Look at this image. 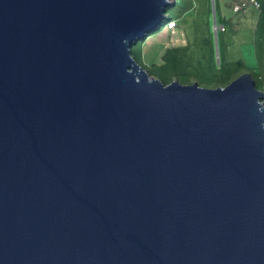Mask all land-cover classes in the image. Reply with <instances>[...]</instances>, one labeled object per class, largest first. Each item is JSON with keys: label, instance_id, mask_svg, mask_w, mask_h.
<instances>
[{"label": "water", "instance_id": "95a60500", "mask_svg": "<svg viewBox=\"0 0 264 264\" xmlns=\"http://www.w3.org/2000/svg\"><path fill=\"white\" fill-rule=\"evenodd\" d=\"M174 4L0 0V264H264V89L150 75Z\"/></svg>", "mask_w": 264, "mask_h": 264}, {"label": "rangeland", "instance_id": "374dc122", "mask_svg": "<svg viewBox=\"0 0 264 264\" xmlns=\"http://www.w3.org/2000/svg\"><path fill=\"white\" fill-rule=\"evenodd\" d=\"M235 1L239 0H217L216 23L217 26L224 23L226 30L221 32L218 29L216 41L211 7L210 13L207 9L208 0H175L174 5L167 7L165 15L176 19V35L169 34L166 31L168 28L163 26L144 41H139L132 49L140 52L142 65L150 69L151 64H161L165 49L185 47L191 59L186 61V58L171 73L181 83L197 82L201 87L214 88L221 83L219 77L227 73L228 78H236L242 73L256 76L259 72L258 55L260 62L264 63V42L261 41L260 29L258 30V5L246 1L243 9L234 12L232 7ZM209 3L211 6V0ZM209 34L213 42V55L210 53V44L203 42ZM239 59L243 61L242 65H235ZM258 86L263 87L260 83Z\"/></svg>", "mask_w": 264, "mask_h": 264}, {"label": "trees", "instance_id": "16d2710c", "mask_svg": "<svg viewBox=\"0 0 264 264\" xmlns=\"http://www.w3.org/2000/svg\"><path fill=\"white\" fill-rule=\"evenodd\" d=\"M258 6L256 7L258 12H259V18H258V25L260 29L259 32V36L261 38V41L264 42V0H257ZM215 8H216V16H217V12H218V3L217 0H215ZM207 9L208 12L210 13V3L208 0V5H207ZM174 20L173 17L170 16H166L162 19V21L160 22V27L159 29H157V31H159L164 25H166L167 22ZM223 30H220L221 32H224L226 30L225 24H222ZM257 30V31H258ZM151 35V34H150ZM149 36V35H148ZM204 43H208L210 44V53L213 55V42L211 39V34H209V36L203 40ZM220 51V49H219ZM131 54L132 56L135 58V60L144 68L147 69L148 73L152 76H154L155 78H159L164 84H168L169 82H171L172 80H176L173 75H171V73L173 74V71H175V68L177 66H180L181 63L186 60V58H188L186 61H189L191 59L190 53L184 48L181 47H169L168 49H165L164 54L161 56L162 62L161 64H151V68L149 69V67H146L144 65H142L141 63V54L140 52H134L133 49H131ZM258 52L256 53V57H257ZM203 57V54H202ZM190 58V59H189ZM258 61H259V72L257 73V75H252V77L255 80L256 86L257 88H259L258 83H260V85H262V88L259 89H264V63L260 62L259 60V55H258ZM198 62V61H197ZM243 61L242 60H238L236 62L235 65H242ZM221 66V64H220ZM223 66H221L222 68ZM224 72H227L226 70ZM229 74H225L221 77H219V81L221 83L217 84L216 87L218 86H225L226 84H228L230 81H232L234 78H228ZM183 84H188V83H183ZM215 88V87H214Z\"/></svg>", "mask_w": 264, "mask_h": 264}, {"label": "built area", "instance_id": "2783aa9c", "mask_svg": "<svg viewBox=\"0 0 264 264\" xmlns=\"http://www.w3.org/2000/svg\"><path fill=\"white\" fill-rule=\"evenodd\" d=\"M246 1H248L249 3H252L254 5H258L257 0H239V1L233 2V7H232L233 11L237 12V11L243 9L246 6ZM166 27L168 29L175 28L176 27L175 20H171V21L167 22ZM218 29L223 30V25L222 24L219 25Z\"/></svg>", "mask_w": 264, "mask_h": 264}, {"label": "crops", "instance_id": "0c3cea01", "mask_svg": "<svg viewBox=\"0 0 264 264\" xmlns=\"http://www.w3.org/2000/svg\"><path fill=\"white\" fill-rule=\"evenodd\" d=\"M175 20V22H176V27H177V21H176V19H174ZM237 23V22H236ZM235 23V24H236ZM221 24H223V23H221ZM220 24V25H221ZM165 26V28L167 29V27H166V25H164ZM176 27H175V29L174 28H172V29H167L166 31L167 32H169V34H171V35H176ZM177 37V36H176ZM176 37H174V38H176ZM177 40H178V37H177ZM165 46V45H164Z\"/></svg>", "mask_w": 264, "mask_h": 264}]
</instances>
